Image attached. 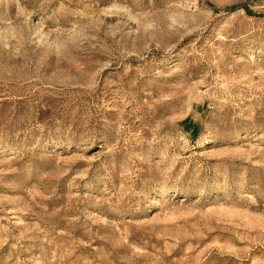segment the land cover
I'll return each instance as SVG.
<instances>
[{"label": "rangeland", "instance_id": "rangeland-1", "mask_svg": "<svg viewBox=\"0 0 264 264\" xmlns=\"http://www.w3.org/2000/svg\"><path fill=\"white\" fill-rule=\"evenodd\" d=\"M0 264H264V0H0Z\"/></svg>", "mask_w": 264, "mask_h": 264}]
</instances>
